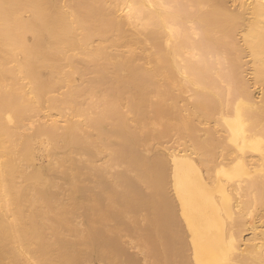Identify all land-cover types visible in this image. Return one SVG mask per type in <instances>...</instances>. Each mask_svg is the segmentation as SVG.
Instances as JSON below:
<instances>
[{"label":"bare ground","instance_id":"bare-ground-1","mask_svg":"<svg viewBox=\"0 0 264 264\" xmlns=\"http://www.w3.org/2000/svg\"><path fill=\"white\" fill-rule=\"evenodd\" d=\"M123 236L264 264V0H0V264H137Z\"/></svg>","mask_w":264,"mask_h":264},{"label":"rangeland","instance_id":"rangeland-1","mask_svg":"<svg viewBox=\"0 0 264 264\" xmlns=\"http://www.w3.org/2000/svg\"><path fill=\"white\" fill-rule=\"evenodd\" d=\"M228 1H229V0H228ZM242 55H243V61H244V62H248V61H249V58L246 56V54H242ZM253 89H254L255 92L257 93L258 90H257L255 87H254ZM165 141H166V140H165ZM167 143H168V142H167ZM165 146H166V144H165ZM169 146H170V145H169V143H168V145H167L166 147H169ZM44 161H45V160H44ZM123 238H124V239H123ZM125 238H126L127 240H126ZM128 238H129V237H126V236H123V237H122V241L125 240V241L123 242L124 245H123V247H122L123 252H125V253L128 254L127 257H133V256H134L133 258H134L135 260L137 259V260H136V261H137V264H138V263L140 264L141 262H142V264H143L144 262L141 261V259H142L141 255H140L139 253H137L138 250H137L136 248H135V250H134L133 248H131V245H133V243L130 244V248H129V246H128L129 244H127V241H128V243H130L131 239H130V238L128 239ZM125 242H126V249H125ZM133 246H134V245H133ZM127 247H128V248H127ZM136 250H137V251H136ZM126 251H127V252H126ZM134 253H135V254H134ZM127 254H124V253H123V255H125V256H126ZM129 254H133V256H132V255H129ZM135 255H136L137 257H136ZM135 257H136V258H135ZM138 257H141V258H138ZM138 261H141V262H138Z\"/></svg>","mask_w":264,"mask_h":264}]
</instances>
